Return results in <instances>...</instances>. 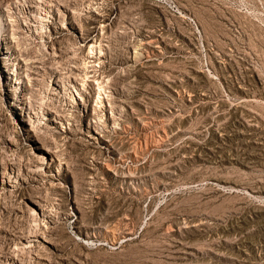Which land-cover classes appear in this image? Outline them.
I'll list each match as a JSON object with an SVG mask.
<instances>
[{
  "label": "rangeland",
  "instance_id": "374dc122",
  "mask_svg": "<svg viewBox=\"0 0 264 264\" xmlns=\"http://www.w3.org/2000/svg\"><path fill=\"white\" fill-rule=\"evenodd\" d=\"M0 264H264V0H0Z\"/></svg>",
  "mask_w": 264,
  "mask_h": 264
}]
</instances>
